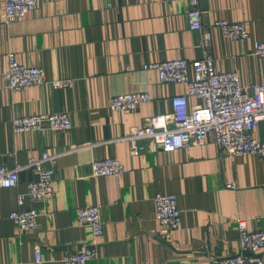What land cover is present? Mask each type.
<instances>
[{"label": "crops", "instance_id": "crops-1", "mask_svg": "<svg viewBox=\"0 0 264 264\" xmlns=\"http://www.w3.org/2000/svg\"><path fill=\"white\" fill-rule=\"evenodd\" d=\"M200 6L215 70L236 71L245 87L264 82V61L253 53L256 42L264 43V0H200ZM188 10L185 0H40L36 11L6 24L0 0V165L104 143L58 159L50 199L18 204L36 179L31 170L20 174L18 187L0 189V264H64L67 253L93 241L91 227L78 217V209L93 205L101 206L104 234L97 259L86 264H217L240 251L238 219H247L251 231L264 230V158L230 157L212 139L140 155L127 142H114L151 117L172 115L173 100L187 95L185 85L162 84L158 72L146 67L202 58V35L189 28ZM218 20L246 23L249 40L225 38L214 26ZM10 53L21 65L43 69L50 81L72 84L11 91L4 79ZM137 91L149 93L151 101L134 111L110 108L113 96ZM200 103L187 100L189 108ZM50 113L69 114L72 130H13L15 117ZM254 135L264 142V122ZM107 158L120 160L127 173L94 176V160ZM157 194L176 196L182 211L180 229L167 238L156 219ZM29 209L39 213L38 227L20 234L9 216Z\"/></svg>", "mask_w": 264, "mask_h": 264}, {"label": "built area", "instance_id": "built-area-1", "mask_svg": "<svg viewBox=\"0 0 264 264\" xmlns=\"http://www.w3.org/2000/svg\"><path fill=\"white\" fill-rule=\"evenodd\" d=\"M40 0H5V23L10 24L25 18L36 11ZM174 1V0H165ZM189 10L187 20L189 28L202 35V58L188 61L176 59L147 65L146 69L158 72L162 84L185 85L187 95L180 101L173 100L172 115L151 117L149 123L132 129L126 137L115 139L129 144L132 154L140 155L152 151L174 152L183 148L205 145L213 140L216 149L230 157L257 155L264 158V142L256 139L255 129L264 122V82L245 87L236 71L217 72L211 49V32L203 25L204 11L200 0H185ZM223 36L232 41H247L250 33L244 22L218 20L214 23ZM253 53L264 61V43L256 42ZM8 71L4 75L5 85L11 91H24L30 87L51 84L55 88H67L72 80L50 81L43 69L21 65L15 54L8 55ZM194 71L191 78L190 70ZM188 98L201 101L191 108ZM151 101L149 93L137 91L115 95L110 101L114 111H134L140 105ZM171 118V119H170ZM171 120V121H170ZM73 128L71 117L67 113H50L46 115H28L15 117V133L30 131L59 132ZM104 143H97L101 145ZM96 144L50 153L44 151L32 156L25 164L9 167L0 165V189L16 188L20 174L33 171L36 179L27 184L25 193L18 196V204L25 201H42L50 199L54 193L53 181L58 159L70 152L97 146ZM96 177H115L127 173V167L116 158L95 159L92 165ZM233 188L234 185H228ZM156 219L161 226L163 237L167 238L177 231L182 223V211L174 195L157 194L155 197ZM80 223L91 227L93 241L82 250L71 251L65 255L64 264H86L98 257V239L104 234V220L100 205L78 209ZM9 218L20 234L34 231L38 227L39 213L35 209L14 211ZM240 251L219 259L217 264H264V230L251 231L247 219H238ZM41 247L35 246V261L42 262Z\"/></svg>", "mask_w": 264, "mask_h": 264}]
</instances>
